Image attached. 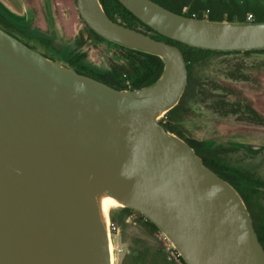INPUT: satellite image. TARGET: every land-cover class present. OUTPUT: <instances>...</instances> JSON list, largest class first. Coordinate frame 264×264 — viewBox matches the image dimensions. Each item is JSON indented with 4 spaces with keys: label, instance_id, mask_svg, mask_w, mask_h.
<instances>
[{
    "label": "water",
    "instance_id": "water-1",
    "mask_svg": "<svg viewBox=\"0 0 264 264\" xmlns=\"http://www.w3.org/2000/svg\"><path fill=\"white\" fill-rule=\"evenodd\" d=\"M160 34L214 51L264 49V21H213L154 0H119ZM96 33L156 54L153 84L115 89L34 51L0 28V264H113L97 196L139 211L187 264H264L240 193L160 116L181 100L179 46L113 20L100 0H76ZM22 18V0H0Z\"/></svg>",
    "mask_w": 264,
    "mask_h": 264
},
{
    "label": "rangeland",
    "instance_id": "rangeland-1",
    "mask_svg": "<svg viewBox=\"0 0 264 264\" xmlns=\"http://www.w3.org/2000/svg\"><path fill=\"white\" fill-rule=\"evenodd\" d=\"M22 1L26 9L22 18L12 17L0 6L9 19L0 23V28L34 51L70 69L82 65L93 72H104L112 62L124 61L122 44L89 31L76 0ZM238 71L245 76L232 75ZM201 89L212 95L204 96ZM182 104L187 109L182 132L244 172L232 174L239 183L256 190V203L264 208V53L213 54L198 62L190 93ZM248 105L263 122L252 120ZM246 176L254 177V181ZM112 206L109 204L113 264L175 261L170 249L175 247L162 232L153 231L136 214L120 216L121 206Z\"/></svg>",
    "mask_w": 264,
    "mask_h": 264
},
{
    "label": "trees",
    "instance_id": "trees-1",
    "mask_svg": "<svg viewBox=\"0 0 264 264\" xmlns=\"http://www.w3.org/2000/svg\"><path fill=\"white\" fill-rule=\"evenodd\" d=\"M164 7L173 10L177 13L197 18H204L213 21H229V22H246L247 13L252 12L255 16L253 21H264V0H154ZM106 13L115 21L127 27L134 28L138 31L151 35L152 37L166 41L170 44L177 45L184 53L185 61L188 68V83L186 90L180 102L171 110L165 113L164 117L159 122L167 131H170L191 145L194 150L200 154L205 164L212 168L221 177L231 183L242 196L254 223V227L258 234L261 243L264 246V208H261L256 203V190L248 185L239 183V179L232 173L243 174L244 172L229 166L213 155L212 149L205 147L199 141H194L188 138L181 130L182 121L187 113V109L183 107V99L187 93H190L193 84V73L195 65L200 61H205L213 54H249V53H264V49L250 51H214L206 50L197 47L189 46L185 43L176 41L166 37L152 29L147 24L138 19L131 11H129L119 0H100ZM7 13L0 7V23H8ZM86 23V22H85ZM87 24V23H86ZM89 31L98 38H103L89 26ZM119 45V44H118ZM125 49L122 63H111L109 69L104 72H93L86 67L80 65H72L71 67L80 74L89 76L95 80L103 82L115 89H139L149 86L156 82L163 73L164 61L156 55L145 51L134 49L131 47L119 45ZM233 76H242L244 73L238 71L233 73ZM130 80L131 87H128L126 81ZM201 94L204 96L212 95L205 89H201ZM223 103V102H222ZM248 108L253 113V119L256 122H263V117L250 105ZM249 180L254 181V177L246 176ZM133 214L138 215L143 223L150 227L153 231L161 232L160 229L147 217L139 211L129 207H121L120 216L127 218ZM174 253V260L177 264H187L177 249L170 247ZM141 254V253H140ZM146 254L144 253V257ZM175 261H172L174 264ZM175 263V264H176ZM155 264H161L158 260ZM162 264H167L163 263Z\"/></svg>",
    "mask_w": 264,
    "mask_h": 264
},
{
    "label": "bare ground",
    "instance_id": "bare-ground-1",
    "mask_svg": "<svg viewBox=\"0 0 264 264\" xmlns=\"http://www.w3.org/2000/svg\"><path fill=\"white\" fill-rule=\"evenodd\" d=\"M97 203L99 206V211H100V216L101 219L103 221V223L105 224L106 228H108L109 232H110V228H109V224H110V217H109V204H113V206L117 207V206H121L123 207V204L115 197L107 195V194H99L97 196ZM112 206V207H113ZM110 255H111V262L113 263L114 261V252H113V245H112V240L110 238Z\"/></svg>",
    "mask_w": 264,
    "mask_h": 264
},
{
    "label": "built area",
    "instance_id": "built-area-1",
    "mask_svg": "<svg viewBox=\"0 0 264 264\" xmlns=\"http://www.w3.org/2000/svg\"><path fill=\"white\" fill-rule=\"evenodd\" d=\"M254 18H255V16H254V14H253L252 12L247 13V20H248V21H253ZM126 84L128 85V87H131V82H130V80H127V81H126Z\"/></svg>",
    "mask_w": 264,
    "mask_h": 264
}]
</instances>
